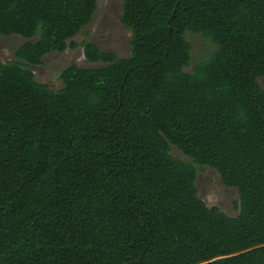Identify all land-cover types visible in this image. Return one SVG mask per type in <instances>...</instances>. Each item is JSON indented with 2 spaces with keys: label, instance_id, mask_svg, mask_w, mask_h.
I'll use <instances>...</instances> for the list:
<instances>
[{
  "label": "trees",
  "instance_id": "1",
  "mask_svg": "<svg viewBox=\"0 0 264 264\" xmlns=\"http://www.w3.org/2000/svg\"><path fill=\"white\" fill-rule=\"evenodd\" d=\"M99 1L0 0L25 41L0 59V264H264V0H124L129 58L75 41ZM189 34L217 51L193 65ZM80 47L104 66L36 81ZM204 167L236 217L200 198Z\"/></svg>",
  "mask_w": 264,
  "mask_h": 264
},
{
  "label": "rangeland",
  "instance_id": "2",
  "mask_svg": "<svg viewBox=\"0 0 264 264\" xmlns=\"http://www.w3.org/2000/svg\"><path fill=\"white\" fill-rule=\"evenodd\" d=\"M124 0H100L98 11L92 24L75 38L78 44L89 41L97 45L104 52H112L120 58H129L131 52V33L121 24V9ZM188 41L193 46V65L210 54L217 51L216 47H211L202 36H187ZM22 38L13 36L10 38H0V59L4 63L14 60L15 51L24 43ZM77 65L84 68L96 69L103 67L101 63H89L83 53V48L78 50H67L65 53H53L47 55L43 64L39 67L31 68L36 81L47 84L51 89L57 91L62 89L59 79L60 73L65 68ZM188 71H191L188 70ZM258 83L264 90V78ZM171 155L186 162H190L176 148L171 147ZM196 186L200 198L209 207H218L230 217H236L238 212L235 204L239 202L238 191L226 188L218 173L209 167H204L199 171Z\"/></svg>",
  "mask_w": 264,
  "mask_h": 264
}]
</instances>
